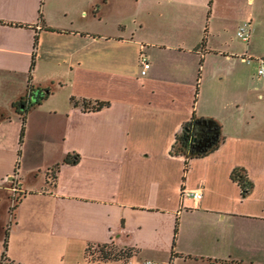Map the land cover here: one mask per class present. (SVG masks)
<instances>
[{
  "label": "crops",
  "instance_id": "crops-1",
  "mask_svg": "<svg viewBox=\"0 0 264 264\" xmlns=\"http://www.w3.org/2000/svg\"><path fill=\"white\" fill-rule=\"evenodd\" d=\"M262 14L264 0H0V126L16 127L0 132L4 262L264 264V50L253 45ZM245 20L247 40L236 34ZM29 84L50 91L23 116L15 102ZM71 97L108 104L84 109ZM193 114L220 124L218 146L173 153ZM72 151L77 162L48 179ZM14 173L22 193L12 205L3 182ZM109 241L138 251L87 257L88 244ZM47 243L57 247L49 257Z\"/></svg>",
  "mask_w": 264,
  "mask_h": 264
},
{
  "label": "trees",
  "instance_id": "trees-1",
  "mask_svg": "<svg viewBox=\"0 0 264 264\" xmlns=\"http://www.w3.org/2000/svg\"><path fill=\"white\" fill-rule=\"evenodd\" d=\"M49 91L50 89L48 87L33 86L32 84H29L27 93L20 97V99L15 102V105L19 106L23 104L24 107L20 112L24 116V111L30 106L39 103L48 95ZM71 101L73 104L79 105L84 109H98L108 104V101L106 100L94 99L91 101L85 98L76 97H71ZM22 134L23 128L21 129L20 136H22ZM220 140V124L215 119L193 114L190 119L182 124L181 128L176 133L171 151L186 156H201L215 149ZM78 158L79 154L76 151L66 153L60 162L48 167L46 171L47 177L52 176L54 178L55 170H57L60 163H75ZM231 175L234 179L239 180L244 191H247L251 186V181L247 179L242 168H235ZM137 251L138 249L134 246L119 245L115 241L88 244L86 247V255L91 260L119 259L122 261H128Z\"/></svg>",
  "mask_w": 264,
  "mask_h": 264
},
{
  "label": "rangeland",
  "instance_id": "rangeland-1",
  "mask_svg": "<svg viewBox=\"0 0 264 264\" xmlns=\"http://www.w3.org/2000/svg\"><path fill=\"white\" fill-rule=\"evenodd\" d=\"M261 20V26L259 27V31H257V36L259 37L258 38V40L256 41V40H254L253 39V45H255L259 50H261V51H263L264 49H263V46H264V39H262L263 37H264V14H262V18L260 19ZM261 38V39H260ZM15 130H16V127H15V125L13 126L12 125V123L11 124H9V123H7V124H5V125H3V126H0V132H3V133H7V134H9V135H14V133H15ZM20 132V129H18L17 130V137L19 138V133ZM19 139H17V141H18ZM32 147V146H31ZM32 148H34V147H32ZM19 160H21V159H19ZM31 164H32V162H31ZM21 168H22V164H21V162H20V168H19V170H21ZM24 176V178H25V180H30L31 181V178L28 176V175H23ZM49 176V175H48ZM52 176H49V178L48 179H51L52 180ZM17 180H18V176H16L15 175V173H14V176L12 177V178H8L7 180H5L4 182H3V185H5L7 188V190H9L10 192V197H11V204L13 205L14 203H16V201L18 200V198L20 197V194L22 193V191H20L19 189H17ZM29 181V182H30ZM11 209H12V206H10V211H11ZM12 217V215H10V218ZM12 219V218H11ZM21 238H22V236H21ZM25 243H21V245H20V250H23L24 248H25ZM56 249H57V247L56 246H54L53 245V247H52V249H51V247L49 246V244L47 243V246H46V248H45V250L46 251H48V252H50V254H47V253H44V255H47V257H49L51 254H53V253H56L55 251H56ZM46 257V258H47ZM26 258V262L27 263H29L30 261H36L37 259H35V258H27V257H25ZM40 260V259H39ZM38 260V261H39ZM4 262V260H3V258L2 257H0V264H2ZM4 263H6L7 264V262H4Z\"/></svg>",
  "mask_w": 264,
  "mask_h": 264
},
{
  "label": "built area",
  "instance_id": "built-area-1",
  "mask_svg": "<svg viewBox=\"0 0 264 264\" xmlns=\"http://www.w3.org/2000/svg\"><path fill=\"white\" fill-rule=\"evenodd\" d=\"M250 31H251V23L248 20L243 21L237 28L236 30V34L238 37H240L243 40H247L249 35H250ZM244 60L248 61L250 60L249 56H242ZM139 63H140V74H145L147 72V69L149 67V61L146 57V55L143 52H140L139 57H138ZM257 73L259 75H264V59L261 58L260 59V64L257 67ZM182 195H189L191 197H193L194 199H199L200 196L202 195V190L200 188H195V189H186L183 188L182 189ZM148 263H150L148 261ZM154 264V263H153Z\"/></svg>",
  "mask_w": 264,
  "mask_h": 264
},
{
  "label": "water",
  "instance_id": "water-1",
  "mask_svg": "<svg viewBox=\"0 0 264 264\" xmlns=\"http://www.w3.org/2000/svg\"><path fill=\"white\" fill-rule=\"evenodd\" d=\"M10 177H12V175H10Z\"/></svg>",
  "mask_w": 264,
  "mask_h": 264
}]
</instances>
